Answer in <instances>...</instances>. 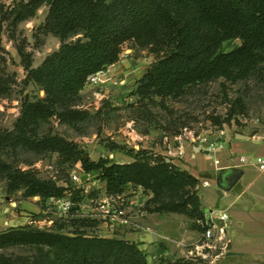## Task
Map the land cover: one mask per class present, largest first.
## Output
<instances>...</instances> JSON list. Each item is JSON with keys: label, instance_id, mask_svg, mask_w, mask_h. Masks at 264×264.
Masks as SVG:
<instances>
[{"label": "trees", "instance_id": "16d2710c", "mask_svg": "<svg viewBox=\"0 0 264 264\" xmlns=\"http://www.w3.org/2000/svg\"><path fill=\"white\" fill-rule=\"evenodd\" d=\"M49 7L42 29L60 41V49L33 70L23 48H18L28 76L45 92V98L23 104L21 117L9 141L42 147L69 162L80 164L84 173L96 172L107 195H120L131 185L153 194V213L185 215L205 231L198 193V180L162 156L113 144L131 161H94L76 144L46 132L39 122L53 116L67 120L81 116L73 108L87 81L117 63L124 48L148 49L156 62L137 82L133 92L141 99L165 100L179 96L191 86L214 79H248L264 67V0H22L9 16L18 25ZM240 41L228 51L226 45ZM6 59L0 41V100L9 95ZM71 104V105H70ZM222 125V123H220ZM4 148V141L0 142ZM0 176L8 180L7 193L23 190L26 198L45 203L71 199L78 193L53 181L36 177L0 162ZM11 247H33L32 257L14 258L0 254V264H148L138 244L123 239L59 232L25 226L0 233V252ZM175 264H186L181 261Z\"/></svg>", "mask_w": 264, "mask_h": 264}, {"label": "rangeland", "instance_id": "374dc122", "mask_svg": "<svg viewBox=\"0 0 264 264\" xmlns=\"http://www.w3.org/2000/svg\"><path fill=\"white\" fill-rule=\"evenodd\" d=\"M22 0H0V41L9 80V95L0 100V162L23 171H32L37 178L53 181L61 187L78 190L73 207L65 211L61 204H48L39 197L26 198L23 190L8 195V180L0 176V233L11 228L39 227L48 231L72 236L112 237L138 244L144 251L148 264H233L226 258V241L216 249L202 252L201 234L195 221L185 215L153 213V194L143 189L146 199L141 208L142 230L115 228L112 232L100 222L92 220L97 201L105 198L106 187L96 172L84 173L80 164L70 165L58 153L41 151L42 147H29L22 142L5 143V136L14 132L21 117L24 102L45 98L44 90L28 76L18 48H23L31 69L40 68L45 60L58 52L57 37L43 32L49 7L41 6L35 17L13 24L9 16L14 5ZM240 45L234 41L226 45L228 51ZM156 57L148 49L126 46L119 61L89 79L78 93L73 108L82 113L76 118L61 120L57 116L39 122V134L49 132L76 144L94 161L108 158L114 163H129L124 151H113L117 144L125 151H146L150 155L177 159L179 166L197 173L192 155L204 158L208 143L222 133L230 136H255L264 134V67L241 81L223 78L187 88L174 98L141 99L133 92L137 82L153 67ZM71 105V104H70ZM222 123V125L220 124ZM183 155H179L180 153ZM205 159V158H204ZM204 161V160H203ZM201 164V163H200ZM73 172L80 174L79 182L72 179ZM202 174L200 180H207ZM137 188L128 187L126 193ZM211 191L214 187L210 188ZM197 185L191 193H197ZM203 195V191L200 193ZM66 196L70 197V193ZM9 198V200H6ZM213 203L203 202V211L224 210L226 199ZM213 202V201H212ZM145 233L146 242H133L136 235ZM154 233L156 241H152ZM145 245V246H143ZM33 247H11L0 254L7 257H32ZM207 254V255H206ZM239 264H244L242 261Z\"/></svg>", "mask_w": 264, "mask_h": 264}, {"label": "crops", "instance_id": "0c3cea01", "mask_svg": "<svg viewBox=\"0 0 264 264\" xmlns=\"http://www.w3.org/2000/svg\"><path fill=\"white\" fill-rule=\"evenodd\" d=\"M211 143L213 151H205V159L199 154L191 156L197 165L196 170L193 169L197 175L189 168L179 166L180 162L175 158L168 161L195 177L197 185L202 181L210 183L209 188L197 191L202 210L203 202L213 203L212 207L218 198L226 199L221 211L229 217L225 229L226 258L233 260V264L240 261L264 264V169L256 163L257 158L264 160V134L230 136L222 133ZM215 160L220 162L219 166H215ZM204 173L207 180H200ZM211 187L214 190L211 191ZM149 236L153 237L154 233ZM146 237L142 232L130 240L144 244Z\"/></svg>", "mask_w": 264, "mask_h": 264}, {"label": "built area", "instance_id": "2783aa9c", "mask_svg": "<svg viewBox=\"0 0 264 264\" xmlns=\"http://www.w3.org/2000/svg\"><path fill=\"white\" fill-rule=\"evenodd\" d=\"M96 76L97 75L91 77V79ZM208 145V152L210 153L213 151L214 145H212V143H208ZM179 155H183L182 151ZM256 163L261 170L264 169V160L262 158H257ZM214 164L215 166H219L220 162L215 160ZM79 177V173L73 172L72 179L74 181L79 182ZM133 187L137 189L132 193L125 192L116 196L106 195L105 198L97 201L96 210L93 213L94 215L90 216L92 220L100 222L111 232L115 228H125L133 231L142 230L140 225V219L143 216L141 208L145 205L146 199L143 201L141 198L145 193L142 187ZM209 187L210 183L208 181H202L197 185V190ZM3 200L4 198L0 196V203L3 202ZM51 201L55 204H61L65 211H69L74 205L70 197L51 199ZM228 220V214L225 212L211 211L209 214L204 212V221L198 222L205 228V231L201 234L202 245L199 247L202 252L216 249L219 244L225 242V229Z\"/></svg>", "mask_w": 264, "mask_h": 264}, {"label": "water", "instance_id": "95a60500", "mask_svg": "<svg viewBox=\"0 0 264 264\" xmlns=\"http://www.w3.org/2000/svg\"><path fill=\"white\" fill-rule=\"evenodd\" d=\"M6 200H9V198H6ZM152 241H156V236L155 235L152 237Z\"/></svg>", "mask_w": 264, "mask_h": 264}]
</instances>
